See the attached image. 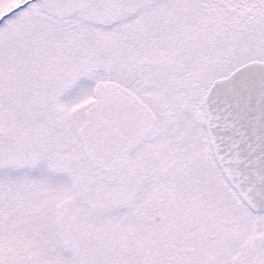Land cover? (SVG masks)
I'll list each match as a JSON object with an SVG mask.
<instances>
[{
	"label": "snow or ice",
	"instance_id": "snow-or-ice-1",
	"mask_svg": "<svg viewBox=\"0 0 264 264\" xmlns=\"http://www.w3.org/2000/svg\"><path fill=\"white\" fill-rule=\"evenodd\" d=\"M0 264H264V0H0Z\"/></svg>",
	"mask_w": 264,
	"mask_h": 264
}]
</instances>
